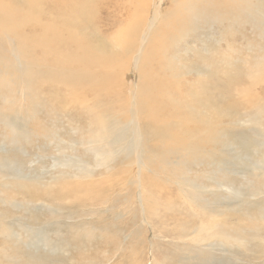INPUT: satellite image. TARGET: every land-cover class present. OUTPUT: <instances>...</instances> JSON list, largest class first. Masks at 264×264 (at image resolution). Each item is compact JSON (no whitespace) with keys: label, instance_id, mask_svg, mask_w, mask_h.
Segmentation results:
<instances>
[{"label":"rangeland","instance_id":"374dc122","mask_svg":"<svg viewBox=\"0 0 264 264\" xmlns=\"http://www.w3.org/2000/svg\"><path fill=\"white\" fill-rule=\"evenodd\" d=\"M62 1L56 3L58 7ZM125 3L127 7L119 10ZM38 4L42 9L34 12V16L40 26L31 17L25 19V24L17 30V40H22L15 39V45L6 44L7 56L0 65V134L4 132L0 135V168L47 179L64 177L53 190L64 194L66 200L41 199L25 210L15 200L14 205L6 203L3 199L7 193L0 194V264H264L263 199L246 197L251 206L238 207L240 201L232 199L238 194L225 188L226 185L236 189L242 186V175L236 173L241 163L236 159L239 155L250 164L262 160H258L254 148L263 142L253 136L258 125L245 122L244 112L251 113L257 101L264 102V30L259 31L252 20L240 14H225L221 0H94L96 10L79 19L86 25L83 28L69 25L66 18L59 19L66 7L59 16L51 18L48 0ZM235 4L228 2L227 9ZM24 10L29 12L27 6ZM73 10L70 7L65 15H71ZM138 10L129 16L130 11ZM164 13L167 18L159 21L158 17ZM153 15L157 21L148 28V20ZM42 22L57 26L65 23V29L70 30L59 34V40L51 41L48 39L53 34L48 33L46 37ZM131 22L141 25L138 50L143 47L144 61L137 62L136 53L120 57L112 65H96L90 69L89 63L78 67L69 58L68 55L86 53L89 48L100 49L98 41H107V37L116 41L118 33L128 32ZM61 39L65 42L63 58L54 50H64L58 44ZM47 44L53 58L42 55L41 47ZM32 51L33 56L27 54ZM10 53L12 69L7 74ZM28 66L34 73L26 82L22 76ZM256 66L261 69L258 77L253 74ZM41 70L57 74L43 79L39 76ZM66 70L76 75L89 70L92 77L80 86L77 82L81 80L63 74ZM142 82L151 87L144 98L146 104L151 99L163 102L164 107L158 112L145 110L142 114L135 107L136 86L139 93ZM31 89L48 98V118L44 128H40L46 137L41 140L35 136L38 130L32 124L37 111L35 104L28 109L25 102L26 95L33 92ZM110 96H118L115 103L107 99ZM169 97L176 100L177 110L171 109ZM128 98V108L123 107ZM79 100L87 106L82 107ZM72 105L76 107L68 110L75 112L77 118L69 112L62 113ZM121 108L124 110H116V116L128 120L121 121L126 124V130L111 149L112 154L107 157L105 150H100V156L86 152L91 146L87 141L92 139L95 130L88 124L94 122L93 113L112 114V109ZM18 110H28L25 112L29 113L28 130L33 136L30 143L21 142L18 148L9 150L4 144L5 129L16 128L18 120L13 113ZM42 113L35 117L36 126L39 121L42 123L45 111ZM63 116L65 122H75L65 127ZM134 122H139L142 128L143 141L139 145L134 136ZM200 122H203L202 130L192 131ZM142 123L151 127L154 137ZM21 125L22 121L18 135L24 132ZM260 127L264 129V119ZM195 138L202 146L195 144L192 153L178 154L176 148L182 150ZM71 140L80 145L76 154H71L74 143ZM199 148V152H206L199 155ZM218 150L222 155L217 156ZM79 159L85 161L84 169L97 170L92 180H82V186L73 178L76 172L73 164ZM106 161H110L108 174L104 168ZM138 163L142 168L141 180L136 177ZM65 178L71 179V184ZM3 179L0 176V182ZM139 185L145 215L137 194ZM42 186L49 190L46 185L35 182L30 191ZM7 191L9 196L15 192L12 186ZM27 191H22L18 199L35 194ZM246 193L249 194L247 190ZM93 196L97 197V206L88 209L87 201H96ZM229 202L235 204L230 215L221 206ZM59 213L64 218H56ZM223 219L227 224L221 226ZM3 220L9 222L10 230H5ZM12 234L19 238L9 239ZM32 237H35L33 241ZM229 248L234 254H230Z\"/></svg>","mask_w":264,"mask_h":264},{"label":"bare ground","instance_id":"6f19581e","mask_svg":"<svg viewBox=\"0 0 264 264\" xmlns=\"http://www.w3.org/2000/svg\"><path fill=\"white\" fill-rule=\"evenodd\" d=\"M40 1H42V0H0V65L2 64V58L3 57L6 58V56H7V55L4 54V53H6V51L4 50L6 44H8V45H10V44H12V45L14 44L15 45L16 44L15 39L16 40L18 39L17 30H18L19 27L21 28L22 25L25 24V19H28V18L31 17L32 22L35 25L40 26V22L34 16L35 15L34 12L41 11V9H42L41 5L38 4V2H40ZM59 1L60 0H48V2L50 4L49 8L52 10L49 13L48 17L50 16L51 18H53L55 15H58V14L62 13V9L64 7H66L64 12H63L64 14H61V16L58 15L59 19L66 18L70 22L69 25H73L75 27H80V28L85 27L86 25L84 23H82L81 21H79V19H81L84 16L90 15V13L94 11V8L96 10L95 4H94V0H91V1L90 0L89 1L63 0L61 2L62 3L61 7H58V4H56V3H58ZM128 1L131 2V0H128ZM175 1L176 0H173V2H175ZM232 1L236 2V4L234 6H231L229 9H227L228 2H232ZM92 2H93V4H92ZM263 2L264 1H262V0H239V1L238 0H221L220 6H221V8H225L226 9L225 11L223 10V12L225 14H229V13L236 14V15L240 14L244 18L252 20L251 23H253L259 29V31H262V30H264V4H263ZM90 4H92L93 6H89ZM26 6H27V9L29 10V12H27V11L24 12L25 11L24 8H26ZM70 7L74 8V10L71 12V15H68V14L65 15V11L68 10ZM126 7H127V5L125 3V5L122 8H120L119 10H123ZM119 10H117V11H119ZM130 10H132V8ZM98 11H100V10L98 9ZM104 11H105V13H107V15L109 14L106 10H104ZM144 11H143V13H144ZM134 12H139V10L138 11H132V12L130 11L129 12V16H134L135 15ZM146 13H147V11H146ZM235 17H234V19H235ZM166 18L167 17L165 15V13L158 17L159 21L160 20H165ZM239 18H240V16H239ZM156 21H157V19L155 20L154 15L151 16V18L148 20V28L152 24L154 25ZM168 23H169V21H166V24H168ZM132 24L133 25L130 26L128 32L123 30L124 32L121 31L122 33L121 32L118 33L119 37L117 38L116 41H114L112 39L108 40L109 37H107V39L105 38L107 41H102V40L98 41L100 46H101L100 49L94 50V49L89 48L88 52L82 53V54L80 53L78 55L75 54L73 56L68 55L69 58H71L73 60L74 64L76 63L78 65V67H81L84 64H88L89 63L90 69L94 68L96 65H102V66L112 65V64H114L116 62V60L118 58L132 56V54H136V53L137 54L134 56L135 60L137 62H139L141 60L144 61L142 59V54L144 53L143 47H141L138 50V45H139V42H140L139 38H138V36H139L138 32H139V29H140L141 25L138 22H135V23H132ZM31 26H33V24ZM43 27H45V29H46V30L44 29V31H43L44 34H46V37H47L48 33H52L53 34L52 37L50 39H48V40H51V41H57V39L59 37V34L68 32L70 30V29L69 30L65 29V23L57 26L56 24H54L52 22H46V24H44L42 22L41 28H43ZM252 30H253V28H252ZM30 35H31V33H30ZM38 35H39V33H38ZM32 37H34V34L32 35ZM42 37L43 36H41V38ZM22 38H24V37H22ZM20 40H22V39H20ZM20 40H17V41H20ZM26 40H30V37H29V39H26ZM36 40H35V42H37L39 39L37 41ZM43 43H45V40H44ZM34 44L35 43H33V45ZM37 44H39V43H37ZM58 44H60L59 46H62L64 48V50L63 51H59L58 48L54 49V50L60 56V58H63L65 56V42H64L63 39H61ZM49 46L50 45L47 44V45H42V47H41L42 55L45 58H47L48 56L50 58L54 57L49 51ZM27 54L28 55L32 54V56H33V51L30 52V53H27ZM24 56L26 58L29 57V56L27 57L26 55H24ZM10 57H11V53H10V56L7 57V62H6L7 74L12 69V67L9 65V61L11 60ZM140 57H141V59H140ZM37 58H38V56H37ZM57 58H59V57H57ZM138 58L140 60H138ZM32 59H33V57H32ZM222 63L225 66V62L222 61ZM258 65H260V64H258ZM46 66H47V64H46ZM75 68H76V66H75ZM14 69L18 71V68L15 67ZM255 69L256 70H254V71L256 73H254L253 71H251V72H253V74H255V76L258 77L260 75L261 69H260L259 66L258 67L256 66ZM23 71H24V74H23L22 77L27 82V81H29L30 76L33 75L34 70L31 67L28 66L27 68L25 67V69ZM62 72L67 78L81 80L80 82L79 81L77 82L78 85H80V86L82 84H84V82L90 80V78L92 77V75L89 72V70H87V71H85V72H83V73H81L79 75H76L74 72H71V70L70 71L66 70V71H62ZM222 72H224V70H222ZM51 74L54 76L57 73H55V72H51L50 73L49 72L47 74L46 71H42L41 70L39 76L44 79V77L49 78L51 76ZM247 75H248V73H247ZM13 79H14V77H13ZM14 80H16V79H14ZM32 88H33V86H32ZM36 88L37 87H35V89ZM148 88H151V87L148 86V84H145L144 82H142V86L140 87V91L138 93V87L136 86L137 102H136V106L135 107L136 108H140L142 114H144L143 111H145V110H150V112H153V113H154V111L158 112L159 109L164 107L163 102L159 98H158V101H161V102H153V99H151L146 104V102L144 101V98L147 97ZM76 89H78V88H76ZM31 91H33V90L31 89ZM130 94H131L130 95V99L132 101L131 96L133 94H132V92ZM113 96H110V98H107V99L110 100V103H115L116 98L118 97V96L117 97H113ZM130 99L128 98L127 101L125 99L126 103L123 105V107L125 106L126 108H128L127 106L130 104L129 103ZM169 99H170V102H171V109L174 108V109L177 110L178 104H177L176 100H173L171 97H169ZM23 100L24 99H22V101ZM26 100L27 101H25V102L28 103V109H29L30 105L33 106L35 104L34 110H37V111H35L36 115L42 113L43 111H45V116L42 119V123L39 121L38 126H36V122H37V121H35L36 115L33 117V121H32L33 126L36 127V129L38 130L37 134L35 136L37 137L38 140H41V138H45L46 137L45 132L44 131L42 132V130L40 128L41 127L44 128V126L46 125L47 118H48V114L46 113L47 109L49 108L48 107L49 104H48V101H47L48 98H46L43 95H39L36 91H33L29 95H26ZM245 100H246V98H245ZM84 103H85L84 101H80V105L82 107H86L87 106ZM238 105H239V103H238ZM70 107H76V105H72V106H69V107L65 108L62 113L63 114H67V112H69L75 118H77V115L75 114V112H71V111L68 110ZM116 110L123 111L124 109L123 110H122V108L121 109H112V112H111L112 114H108L109 112L106 113L105 111H103L99 115L93 113L92 109H91V112L94 115V122L91 123V124L88 123V122L87 123L89 124L90 128H94L95 130H94V134H93L92 139L87 141V144H89L91 146H89V148L87 150H85L86 152H90L91 151L93 153H97L98 156H100V155H102L100 153V150H105L106 151L105 154H106L107 157L110 156V154H112L111 149L119 142V140L121 138V135L126 130L125 129L126 124L125 125L121 124V121L128 120V119L123 120L120 117H117L116 116V113H117ZM26 111H28V110H25V111L18 110V111H16V113L14 112L13 113L14 114L13 117L18 120V122L16 124V128H10L9 127L7 129H5L4 144H5V147L9 148V150H12L14 148H18L19 145L21 144V142L30 143L31 140H32L31 138L33 136V133L29 134L28 117H26L29 113L25 114ZM128 112H130V109H128ZM244 114H245V118L244 119H246V121L244 120L245 122H249V123L250 122H254V123H257V125H258L254 129L253 136L255 138H260L263 142H261L262 145L260 147L256 146L254 148H255L256 154L259 156L258 160H260V158H262V160L259 163L253 162V163L250 164V161H248L247 159H243V157H241L240 155L236 158L237 162H241L240 164L238 163L239 164V171L236 172V173L242 175V178H243L244 181L242 183V186H239L238 189H236L235 187H228V185H226L225 188L226 189L228 188L231 192H234V193L238 194L235 197L231 195L232 199H237V200L240 201L238 203V207H242L244 205L245 206H251L252 202L248 201L246 199V197L254 198V199L255 198L256 199H263V203H264V129L260 127V124H261V122H263V119H264L263 118L264 102L263 101H257V103L254 105V108H253L252 112L251 113L244 112ZM6 115H12V114H7L6 113ZM0 117H1V115H0ZM242 117H244V116H242ZM242 117H240V118H242ZM209 118H211V117H209ZM64 119H66L65 116H63V124L65 125V127H68L70 124L75 122V121L72 122L70 120H68V121L66 120V122H65ZM71 120H72V118H71ZM139 120L141 122V118H139ZM21 121H22L21 128L24 130V132H22L20 135H18L17 134V130L19 128V124H20ZM139 125H141L139 122H134L133 123L134 136L136 138L137 145L141 144L142 141H143L142 128ZM142 125H144V127H146L150 131V133H149L150 136H152V137L155 136V134L153 133V130L151 129L150 126H148L146 124H143V123H142ZM202 125H203V122H200L196 127H193L192 131L199 130V129L203 128ZM6 132L9 133V134L7 135ZM2 134H0V135H2ZM126 135H125V137H126ZM205 137L202 140L204 143H205ZM83 139L84 138L81 136V144L83 143ZM71 141L74 142L73 146L71 148V154H76V153H78L80 145H79L78 141H73V140H71ZM92 144H96V145L94 146ZM195 144H197L198 146H202L201 143L196 141V138H195V140H193L189 144L183 146L182 150L178 147V148H176V151H178V154H180V155H184L183 151L188 152V153H192L195 150V148H196ZM248 144L250 145L249 142H248ZM146 148H149V146H147ZM136 149H137L136 153L139 154L140 150H138V147ZM215 149H217L216 145H215ZM199 150H200V148L197 150L199 155H201L202 153L206 152L204 150H202L203 152H199ZM251 151H249V152H251ZM216 154H217V156L222 155L220 150H218L216 152ZM188 155L192 156L193 154H188ZM249 158H251V157H249ZM84 162H85L84 160L79 159L76 162H74V164H73L74 169H76L75 176L73 178H74V180H77L79 182V186H82V184H81L82 180H92L95 177V172L97 171L94 168H89V167L84 169V167H85V163ZM109 162L110 161H106L105 164H104V165H106L104 167L106 169V171H107V172L105 171L106 174H108L109 171H110V168L108 166ZM229 162H230V158L227 160L226 163L229 164ZM137 167H138V170H137V173H136V177H137L138 180H141L140 174H141L142 168H141L140 163L137 164ZM42 174H44V173H42ZM0 176L4 177L3 181L0 182V190H1L0 194L7 193L8 196L6 198L3 197L4 199L3 198L2 199L3 200L6 199V203H8V204H13L14 205L17 202V203L21 204L23 209L28 210L29 208L35 206L38 202L42 201L41 199H43V201H46V202L57 201L59 199V197L62 198L61 200H66L64 194L60 195V194H58L57 192H55L53 190L54 187H58V185H60V182H61V180L64 179V177H58L57 178L55 176H49V179H47L46 177H43L42 175L32 176L31 174H28V173L27 174H21V173L16 172L13 169H10L8 167L0 168ZM82 176H84L83 179H82ZM10 177H12V178H10ZM65 179L67 180L68 184H71V181H70L71 179H67V178H65ZM108 181L109 180H107V182ZM35 182L43 184V185H46L49 188V190L42 186V187H38V188L34 189L33 191H30L31 184H33ZM15 185H17V186H15ZM11 186L13 187V190L15 192H17V193L14 192L12 194V196H9V192L7 190L9 188H11ZM90 186H91V184L88 185L87 187H90ZM138 188L140 189V191L137 194L139 196V200H140L141 205H142L143 215H145L146 209H145V207H144V205L142 203L143 194H142V191H141V186L139 185ZM25 190H28L27 192H34L35 194L32 195V196H29V197H26V198H23V199L19 200L18 198H19L20 193L22 191H25ZM246 190L249 192V194L246 193ZM30 197H31V199H28ZM93 198L96 201L92 200L90 202L87 201L88 203H86V207L88 209H91V208H94V207L97 206V204H96V202L98 201L97 197L93 196ZM79 203H81V202H79ZM221 206L223 208H226V212H230L229 215L234 213V211L231 208V207L235 206L234 202L225 203L224 205L222 203ZM24 207H26V208H24ZM81 207H85V206H81ZM74 210L75 211L77 210L76 207H75ZM56 215H57L56 218H60V219L64 218V214L63 213H59V214H56ZM6 220L8 221V219H6ZM6 220L2 221V223H3L2 225L4 226L5 230H10V226L11 225H7L9 222H7ZM145 222H147V221H145ZM226 224H227L226 220L223 219L222 222H221V226H224ZM251 229H254V228H251ZM233 232H234V228L232 229L231 233H233ZM17 238H19V235H17V234H12V235L9 236V239H17ZM33 239H35V237H32L31 240L33 241ZM228 245L229 244L224 242V246L225 247H227ZM228 250H230V254H234L232 252L231 248H229ZM235 253L238 254V252H235Z\"/></svg>","mask_w":264,"mask_h":264}]
</instances>
